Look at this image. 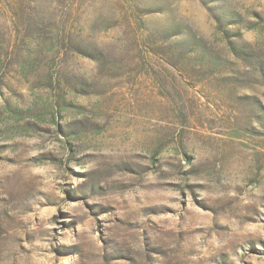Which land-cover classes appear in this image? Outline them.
Here are the masks:
<instances>
[{
  "label": "rangeland",
  "instance_id": "rangeland-1",
  "mask_svg": "<svg viewBox=\"0 0 264 264\" xmlns=\"http://www.w3.org/2000/svg\"><path fill=\"white\" fill-rule=\"evenodd\" d=\"M0 264H264V0H0Z\"/></svg>",
  "mask_w": 264,
  "mask_h": 264
}]
</instances>
